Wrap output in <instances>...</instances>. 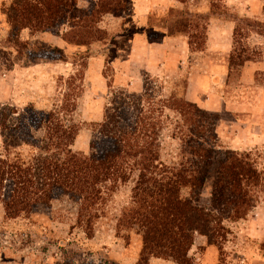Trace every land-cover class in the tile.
<instances>
[{
	"label": "rangeland",
	"instance_id": "1",
	"mask_svg": "<svg viewBox=\"0 0 264 264\" xmlns=\"http://www.w3.org/2000/svg\"><path fill=\"white\" fill-rule=\"evenodd\" d=\"M94 1L97 0H79V5L88 7ZM135 1L128 0V10L121 16L106 15L103 18L100 25L108 34L104 42L66 52L55 45V39L67 31L66 26L60 28V35L53 32L32 35L29 29H24L21 39L27 41L28 50L18 54L5 46L10 31L5 8L10 7L13 0H0V48L5 51V55L0 56V113L9 114L8 108L17 115L26 114L28 117L33 112H53L64 125L79 129L72 150L89 154L95 137V123L101 122L95 119L99 114L104 117L109 102L115 98L120 100L119 91L123 90L129 96L143 95V100L132 99L131 106H144L148 115L160 121L162 161L169 166L186 163V145L182 141L188 128L184 126V117L176 109L175 101L185 99L190 68L188 72L176 69L173 74L162 76L141 70L137 76L142 88L136 92L123 86L127 84L124 77L116 79L114 63H118L121 43L136 35L151 43H160L167 26L185 24L188 18L192 21L190 36L194 44L190 66L197 53L207 52V47L203 51L200 49L205 23H209V36L212 21L220 18L225 24V20L232 21L233 13L225 12L224 4L219 0H152L154 7L148 15L147 25L138 28ZM210 7L212 10L219 7L226 18L209 16ZM258 19L263 23L264 15ZM240 26L244 31L238 37L234 57L231 59V52L210 56L221 59V64L229 72L228 81L221 88L225 100L247 101L245 107L250 110L240 112L225 108L221 112L207 111L215 115L212 118L215 134L211 138H214L212 144L216 151L221 154L229 150L248 153L251 162L263 172L264 24L248 25L241 21ZM220 39L222 46L227 44L226 29ZM92 58L101 59V62ZM126 58L124 65L118 67L124 69L129 62L128 73L135 77L138 69L135 58ZM92 67L100 70L106 80L107 89L103 92L98 91L97 80L89 78ZM168 100L170 103L165 102ZM163 102L173 109L165 107ZM44 134L43 129L35 131L37 138L44 137ZM4 148L0 127V154L5 153ZM16 151L28 154L26 147ZM215 175L210 174L195 198L199 205L208 209L211 208ZM133 185L130 181L106 194L104 215L95 222L92 238L86 232V225L78 220L79 205L68 196L55 199L48 208L42 207L30 215L14 219L7 218L4 205L0 203V264H137L142 247L140 235L132 232L125 240L119 238L115 230L116 219L131 201ZM183 195L190 197L192 192L185 189ZM218 222L213 231L194 234V245L189 252L193 264H264V185L259 189L254 208L245 218L221 221L219 216ZM150 264L177 263L171 259L151 258Z\"/></svg>",
	"mask_w": 264,
	"mask_h": 264
},
{
	"label": "trees",
	"instance_id": "2",
	"mask_svg": "<svg viewBox=\"0 0 264 264\" xmlns=\"http://www.w3.org/2000/svg\"><path fill=\"white\" fill-rule=\"evenodd\" d=\"M219 1L224 4L223 0ZM128 4V0H97L81 7L79 0H13L5 8L10 24L5 46L24 54L28 50L27 41L21 39L24 29H29L32 35L40 32L60 35V28L66 26L67 31L61 33L65 42L89 48L107 40V31L100 25L103 18L121 16L128 10ZM212 8H209L211 17L226 18L222 15L230 12L225 4L223 13L219 7ZM232 15L235 28L231 59L240 32L244 31L240 22L264 24L257 19ZM191 22L186 18L185 24H171L166 30L172 36L186 35L192 49ZM205 24L202 51L206 47L209 23ZM1 55L5 51L0 48ZM119 94L120 100L109 102L103 120L95 123L89 154L72 150L79 129L64 125L53 112H33L29 117L17 115L10 108L9 114L1 112L5 153L0 154V203L7 218L14 219L48 208L55 199L68 196L79 205L78 220L86 225V232L92 238L95 222L104 215L106 194L132 181L131 201L116 219L115 230L125 240L132 232L140 235L142 247L137 264H150L151 258L193 264L189 252L194 245V234L213 231L219 225V216L221 221L245 218L264 185V171L255 167L248 153L216 151L211 138L215 134L212 119L215 115L186 99L175 101L188 128L182 141L186 145V163L167 165L160 156V121L148 115L144 106H131L144 96H129L123 90ZM165 102V107L173 109ZM40 129L45 134L37 138L35 131ZM24 147L27 155L16 151ZM212 172L216 175L208 209L195 198ZM185 189L192 196L185 197Z\"/></svg>",
	"mask_w": 264,
	"mask_h": 264
},
{
	"label": "crops",
	"instance_id": "3",
	"mask_svg": "<svg viewBox=\"0 0 264 264\" xmlns=\"http://www.w3.org/2000/svg\"><path fill=\"white\" fill-rule=\"evenodd\" d=\"M135 2L137 27L144 28L147 25L148 15L154 7L153 2L152 0H136ZM223 2L232 13L241 18L260 20L258 18L264 15L263 0H223ZM225 24L220 18L212 21L209 36L207 31V52L206 54H203V52H200L202 54L197 53V57L191 61L190 66L189 60L192 55V49L190 48L187 37L172 36L168 33V30H163L162 41L160 43H151L141 35L134 36L129 41H126V43H121L119 56L116 59L118 63H114L116 67V79L120 80L124 77V81L127 84L124 83L125 85L123 86L139 92L142 84L138 83L139 76L137 75L141 70H145L153 76H162L173 74L176 69L188 72L187 69L190 68L188 88L184 94L187 101L197 104L206 111L212 112H221L225 108L240 112L250 110V108L245 107L248 104L247 101L238 99L227 102L225 100L222 95L223 93H221V88L227 83L230 76L229 72L221 64V59L210 56L222 55V53L232 51L235 23L230 20H225ZM225 29L226 34H228V41L224 47L222 46L220 38ZM55 40V45L66 52L87 49L86 47L71 45L61 37ZM204 55L209 57H205ZM124 56L135 58V63L138 65L135 77L130 76L128 73L130 69L129 62L126 63L127 65L124 69L118 67V65H124L125 61H127V58ZM92 60L101 62V59L98 58H92ZM89 78L97 80L98 91L103 92L107 89L106 80L102 77L100 70H95L92 67ZM95 120L102 121L103 118L99 114Z\"/></svg>",
	"mask_w": 264,
	"mask_h": 264
}]
</instances>
